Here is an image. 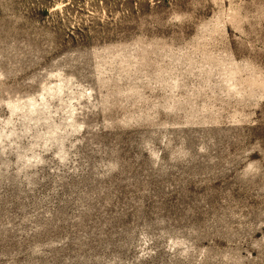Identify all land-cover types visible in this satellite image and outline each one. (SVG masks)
<instances>
[{
    "label": "rangeland",
    "instance_id": "1",
    "mask_svg": "<svg viewBox=\"0 0 264 264\" xmlns=\"http://www.w3.org/2000/svg\"><path fill=\"white\" fill-rule=\"evenodd\" d=\"M0 264H264V0H0Z\"/></svg>",
    "mask_w": 264,
    "mask_h": 264
}]
</instances>
